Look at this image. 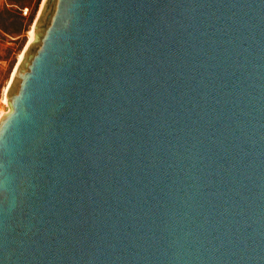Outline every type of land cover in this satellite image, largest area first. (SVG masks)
<instances>
[{
    "label": "water",
    "instance_id": "1",
    "mask_svg": "<svg viewBox=\"0 0 264 264\" xmlns=\"http://www.w3.org/2000/svg\"><path fill=\"white\" fill-rule=\"evenodd\" d=\"M0 264H264V0H44Z\"/></svg>",
    "mask_w": 264,
    "mask_h": 264
},
{
    "label": "rangeland",
    "instance_id": "2",
    "mask_svg": "<svg viewBox=\"0 0 264 264\" xmlns=\"http://www.w3.org/2000/svg\"><path fill=\"white\" fill-rule=\"evenodd\" d=\"M41 0H0V92L16 56L27 40V31ZM27 8V14L23 11ZM1 108V106H0Z\"/></svg>",
    "mask_w": 264,
    "mask_h": 264
},
{
    "label": "bare ground",
    "instance_id": "3",
    "mask_svg": "<svg viewBox=\"0 0 264 264\" xmlns=\"http://www.w3.org/2000/svg\"><path fill=\"white\" fill-rule=\"evenodd\" d=\"M43 1L44 0H41L40 3H39V7H38V10L36 12V15L34 16V19L31 22V25H30V27H29V29L27 31V40H26L24 46L22 47V49L17 54L16 60H15L13 66H12L10 72H9V75H8V78H7L6 82H5V85L3 86V88H2V90L0 92V106L2 107V108H0V117L2 116L4 111L6 110V92H7L10 80L12 78V75H13V73H14V71H15V69H16V67H17V65H18V63H19V61H20V59H21V57H22V55H23V53H24V51H25V49H26V47L28 45V43H29V40H30L31 34H32V30H33V26H34V23H35V20H36V17H37V15L39 13V10H40V8H41V6L43 4Z\"/></svg>",
    "mask_w": 264,
    "mask_h": 264
},
{
    "label": "built area",
    "instance_id": "4",
    "mask_svg": "<svg viewBox=\"0 0 264 264\" xmlns=\"http://www.w3.org/2000/svg\"><path fill=\"white\" fill-rule=\"evenodd\" d=\"M23 14H27V8L23 11ZM2 108V107H1Z\"/></svg>",
    "mask_w": 264,
    "mask_h": 264
}]
</instances>
